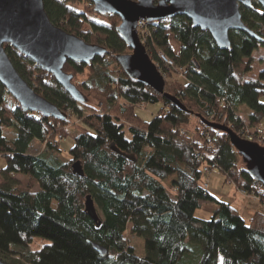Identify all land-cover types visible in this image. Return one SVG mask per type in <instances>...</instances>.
Listing matches in <instances>:
<instances>
[{
    "label": "trees",
    "instance_id": "1",
    "mask_svg": "<svg viewBox=\"0 0 264 264\" xmlns=\"http://www.w3.org/2000/svg\"><path fill=\"white\" fill-rule=\"evenodd\" d=\"M43 4L54 25L87 43L105 46L108 52L89 65L64 63L63 70L73 74L72 82L83 95L84 100L77 102L49 73L3 45L34 92L65 113L70 111L65 120L23 111L0 83V158L5 162L0 168V260L7 264H264V213L255 211L245 222L236 208L213 197L200 183L201 165L213 160L226 179L233 180L235 192H250L256 180L228 134L208 127L201 118L235 134L241 125L253 134H264V102H260L264 70L256 80H242L250 69L244 58H250L264 41L258 44L246 33L231 30L230 48L220 49L207 30L193 27L182 15L150 25L142 44L156 67L163 64L159 51L188 71L186 83L164 87L185 106L182 110L120 68L115 56L130 49L116 30L118 16L96 13L88 0H43ZM252 6L241 10L242 20L264 38V9L256 2ZM84 10L101 19L87 18ZM170 36L179 45L176 51ZM85 72L84 80L76 78ZM158 102L162 106L149 121L135 112L137 105ZM242 103L250 109L247 120L235 109ZM2 126L13 127L15 137L6 138ZM69 126L78 132L67 162L51 153H27L33 139L41 143L48 139L46 145L60 152L57 137L63 139ZM111 142L135 160L111 150ZM259 145L264 146V139ZM77 160L83 176L71 171ZM87 194L101 220L98 228L84 212ZM257 195L264 204L263 185ZM206 203L216 205L212 216H194ZM127 231L143 237L142 256L135 254ZM37 236L50 242L27 253L14 250ZM91 243L105 247L106 255L97 253Z\"/></svg>",
    "mask_w": 264,
    "mask_h": 264
},
{
    "label": "water",
    "instance_id": "2",
    "mask_svg": "<svg viewBox=\"0 0 264 264\" xmlns=\"http://www.w3.org/2000/svg\"><path fill=\"white\" fill-rule=\"evenodd\" d=\"M99 14H113L120 22L116 30L130 52L116 55L120 68L130 77L163 94L172 104L182 110L185 106L178 98L164 91L165 81L141 43L136 24L139 19L166 20L178 15L185 16L193 27L207 30L216 46L229 49L231 30L242 31L261 42L262 38L249 28L241 17L240 5L252 8V2L264 9V0H88ZM4 44L10 45L22 56L49 73L56 82L77 102L83 95L72 82L73 74L63 70L67 60L89 65L96 56L107 54L105 46L85 42L77 35L54 25L47 16L43 0H0V83L23 111L36 112L57 120L67 115L57 105L40 96L19 75L12 64ZM197 117H199L196 114ZM201 120L210 128L228 134L231 145L239 152L248 173L264 186V146L241 139L223 125ZM109 148L134 161L132 154L121 152L113 142ZM73 174L83 176L80 162L70 165ZM84 212L98 228L101 220L90 194L84 198ZM90 242V241H88ZM92 247L101 256L107 249L96 243ZM0 264H7L0 260Z\"/></svg>",
    "mask_w": 264,
    "mask_h": 264
},
{
    "label": "rangeland",
    "instance_id": "3",
    "mask_svg": "<svg viewBox=\"0 0 264 264\" xmlns=\"http://www.w3.org/2000/svg\"><path fill=\"white\" fill-rule=\"evenodd\" d=\"M82 7V6H81ZM86 12L87 18L91 20H99L100 17H96L93 12L84 10ZM141 28V27H139ZM144 29H142L143 31ZM140 39V38H139ZM170 39H173L170 36ZM143 43V41L141 42ZM174 50H177L176 45H172ZM245 60H249L250 62V69L244 73L243 81L248 80H256L259 78V73L264 70V45L259 44L257 48H254L251 52L250 58H244ZM167 63V62H166ZM155 64V63H154ZM156 65V64H155ZM157 66V65H156ZM164 64L158 66V70L163 71L165 83H184L185 79L184 76L179 75L180 71L176 69L172 64H167V68L163 67ZM165 68V69H164ZM87 72L83 74H78L76 78L78 80H84L86 78ZM35 77V76H34ZM33 82V87L36 85ZM7 99H10V96L7 95ZM260 102H264V95L260 97ZM8 103L10 100H8ZM162 106L161 102L154 103V104H140L135 106V112L146 121L151 120L157 113V111ZM236 111L239 115L244 119L247 120L250 115L249 107L242 103L238 104L235 107ZM67 115V113H66ZM195 122L194 119L191 120V124L193 125ZM3 134L8 139H13L15 137V130L13 127H6L2 126ZM77 130L73 126H69L67 128V135L61 139L59 143V150L57 152L55 149L50 148L48 145L39 142L37 139H33L27 149L28 154H39V153H51L54 157H56L61 162H67V153L68 150L73 146L74 137L77 134ZM190 133H193L190 131ZM237 136L245 138L247 141L255 142L257 144H261L260 141H256V139L248 140L247 137L241 135V133L237 132ZM4 159L0 158V168L4 166ZM13 177L22 178L20 174H11ZM226 175L221 172H211V173H201L200 176V183L206 187V190L216 199L222 202L230 203L234 208H236L240 214V216L244 219L245 222H248L252 213L255 211H260L264 213V204L259 202L258 198L253 196L244 194L242 192H235L234 185L232 179H226ZM171 177L165 179L164 183L166 186L170 183ZM37 188L35 187L34 190ZM53 207L56 206V203L53 201L51 203ZM216 205L214 203H206L201 209H196L194 212V216L201 218V219H209ZM126 236L130 239V245L134 248V252L138 256H142L144 254V240L142 236L133 235L131 236L128 231L126 232ZM50 242L49 239L45 237H34L33 240L27 246H17L14 247V250L27 253L31 251L38 250L41 246L48 244ZM13 258H19L18 255H11Z\"/></svg>",
    "mask_w": 264,
    "mask_h": 264
},
{
    "label": "built area",
    "instance_id": "4",
    "mask_svg": "<svg viewBox=\"0 0 264 264\" xmlns=\"http://www.w3.org/2000/svg\"><path fill=\"white\" fill-rule=\"evenodd\" d=\"M156 22V20H147V19H139L138 21H137V24H136V32H137V35H138V37L140 38V41L142 42V41H144L145 40V38H146V36L149 34V26L150 25H154V23ZM139 27H141V28H139ZM142 29H144L143 31H142ZM157 55H158V57H159V59L162 61V63L164 64V66L163 67H165V68H167V64L169 63L170 65L172 64V66H174L176 69H178L179 71H180V73H178L179 75H181V76H184L183 78L185 79V77H186V75H187V73H188V71H187V69L186 68H184V67H176L174 64H173V62L172 61H170L169 59H167L161 52H157ZM167 62V63H166ZM164 68V69H165ZM159 71V73L163 76V79H165L164 78V75H163V71H161V70H158ZM165 81V80H164ZM184 83H186V82H184ZM69 108L66 110V113H67V115L69 114ZM258 129H260V130H262L263 128H262V126L260 125V126H258ZM263 131V130H262ZM182 133H184V130H182L181 131ZM189 132V131H188ZM239 133H241L244 137H247V139L249 140H252V139H256V141H260L261 142V140L262 139H264V134H261V135H258V134H253L248 128H247V126L246 125H241V127H240V129H239ZM263 133V132H262ZM187 134V133H186ZM189 135H193V133H190ZM61 138H62V136L61 135H59L58 137H57V140H58V142L61 140ZM209 139V138H208ZM49 142V140L48 139H46L45 140V144H47ZM54 144H55V142H53ZM197 155H198V157L199 158H201V156L197 153V152H195ZM201 171H202V173H204V174H207V173H211V172H221L220 171V167L218 166V164L216 163V161H210L209 163H203L202 165H201ZM229 172L232 174V173H235V171H234V169H230L229 170ZM204 186V185H203ZM261 186H262V184L259 182V181H257V180H255V181H253L252 182V184H251V191L250 192H248V191H246V190H244V189H239L238 191H240V192H242V193H244V194H247V195H250V196H253V197H255V198H258V195H257V191H259L260 189H261ZM205 187V186H204ZM206 188V187H205Z\"/></svg>",
    "mask_w": 264,
    "mask_h": 264
},
{
    "label": "crops",
    "instance_id": "5",
    "mask_svg": "<svg viewBox=\"0 0 264 264\" xmlns=\"http://www.w3.org/2000/svg\"><path fill=\"white\" fill-rule=\"evenodd\" d=\"M170 42H171V45H176L177 46V49L179 48V45H178V43H177V41H175L174 39H170ZM176 51V50H175ZM254 213V212H253ZM252 213V214H253ZM252 216V215H251Z\"/></svg>",
    "mask_w": 264,
    "mask_h": 264
},
{
    "label": "flooded vegetation",
    "instance_id": "6",
    "mask_svg": "<svg viewBox=\"0 0 264 264\" xmlns=\"http://www.w3.org/2000/svg\"><path fill=\"white\" fill-rule=\"evenodd\" d=\"M244 7H245V6L240 5V12H241V10H244ZM262 9H263V8H262ZM261 31H262V30H261ZM261 31H260V32H261ZM262 32H263V34H264V31H262ZM259 36H260V35H259ZM260 37L262 38V41H261V42H258V44H259V43H262V42L264 41V38H263L262 36H260Z\"/></svg>",
    "mask_w": 264,
    "mask_h": 264
}]
</instances>
